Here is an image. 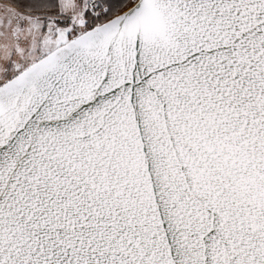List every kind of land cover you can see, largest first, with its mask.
<instances>
[{"label": "snow or ice", "instance_id": "snow-or-ice-1", "mask_svg": "<svg viewBox=\"0 0 264 264\" xmlns=\"http://www.w3.org/2000/svg\"><path fill=\"white\" fill-rule=\"evenodd\" d=\"M0 264H264V0H0Z\"/></svg>", "mask_w": 264, "mask_h": 264}]
</instances>
